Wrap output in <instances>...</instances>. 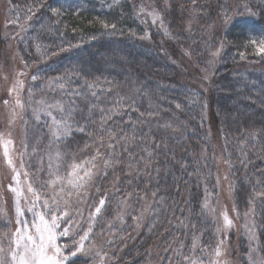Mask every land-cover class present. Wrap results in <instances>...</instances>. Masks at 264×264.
<instances>
[{
    "label": "trees",
    "instance_id": "obj_1",
    "mask_svg": "<svg viewBox=\"0 0 264 264\" xmlns=\"http://www.w3.org/2000/svg\"><path fill=\"white\" fill-rule=\"evenodd\" d=\"M64 1L43 0L44 6L26 20L31 15L28 8L36 0H10L13 16L20 23L30 24V37L20 44L19 54L30 65L40 63L33 69L37 70L39 84L45 85L44 93L54 92L48 81L54 80L58 86L63 83L64 97L78 98L83 109L75 120L87 131L81 133L74 128L71 136L51 143L52 150L59 149L70 160L73 155H82L79 149L91 144L93 136H99V109L90 117L88 113L96 103L93 91L99 95L100 107L111 106L118 96L131 97L138 111L126 109L125 115L113 117L107 126L119 122L131 135L128 125L143 119L146 123L139 127L145 132L151 128L159 144L153 149L148 169H144L143 161L137 164L141 156L146 157L139 138L134 147L130 145L134 160L117 147L122 154L114 159L121 162L108 168L107 175L100 160L84 206L76 209L74 204L66 225L82 223L79 236L91 225L85 249L100 246L104 259L108 257L112 264H146L154 241L146 234L148 225L144 229L140 210L151 207L153 213L164 205L176 215L175 223L183 224L181 229L164 231L169 245L179 240L189 247L192 237L199 236L211 249L216 242L215 228L203 205L206 197H216L221 178L226 194L233 197L227 212L238 238L241 221L237 211L247 212L254 191L264 187V54H257L250 43L252 39H264V0H196L195 4L192 0H170L167 11L163 0ZM141 6L145 13L140 12ZM154 7L163 13L170 35L146 15L147 9ZM51 9H57L58 14ZM223 9H228L227 24ZM100 21L116 28L104 29ZM221 43L224 47L219 63L202 75L203 85L202 81L196 84L193 76L203 72H195L190 66L201 70ZM183 59L187 60V69ZM86 82L96 87L88 89ZM72 91L81 95L72 96ZM141 112L157 115L141 118ZM172 116L186 121L182 131L162 127L163 119ZM43 122L44 126L39 125L45 138L51 122ZM253 131L257 132L255 137L250 135ZM33 148L37 153L45 145L30 147V160L36 164ZM129 163L135 164L141 175L137 176L136 170L129 175ZM101 198H105L104 209L93 219L91 213ZM121 200L126 203L121 204ZM255 207L258 247L264 250V204L257 200ZM81 208V214H77ZM88 256L77 255L69 264H92Z\"/></svg>",
    "mask_w": 264,
    "mask_h": 264
},
{
    "label": "snow or ice",
    "instance_id": "obj_2",
    "mask_svg": "<svg viewBox=\"0 0 264 264\" xmlns=\"http://www.w3.org/2000/svg\"><path fill=\"white\" fill-rule=\"evenodd\" d=\"M195 4L196 0H192ZM43 0H36V3L33 6L28 8V12L31 15L26 17V20H31L32 16L35 15V12L39 8L43 7ZM164 10H170L171 3L170 0H163ZM54 14H58L57 9H51ZM141 13H145V8L141 6ZM147 16L151 17V22L159 24V26L164 29L166 35H170L167 28L165 27L164 15L157 9L153 8L151 11L146 12ZM222 17L225 24L228 23L230 17L228 15V9H223ZM104 29H115V24H109L104 21H100ZM25 25H21V28H24ZM250 43L256 48L257 54H264V39H252ZM224 47L221 43L220 48L212 53L213 57L220 55L221 49ZM241 58H244V54L241 53ZM27 67V65H25ZM19 75H24L23 72H20ZM32 80H36L37 76L33 75ZM207 79V77H205ZM61 90L64 89L63 83H60ZM86 87L88 89H94L96 84L87 83ZM23 88V81L17 80L16 84L8 89V95L11 96L13 93H17V99L15 101L16 105L23 109L24 104L18 98L19 89ZM109 92L111 89L108 90ZM93 97H96V103L92 104L88 108L89 117L92 115L95 109H99L100 112V124H99V136L92 137V143H85L84 148L79 149V152L82 155H73L70 160L66 159V153H62L59 149L55 153L48 152V161L47 164H44V161L41 160V167L38 171L47 170L48 179L42 180L40 182L41 189L51 188V193L47 194L42 203L40 204L41 211H37V202L41 201V191L33 186V182L27 184V193L31 194V207L28 208V212L31 213L32 219H25L24 213L20 206V200L22 197H25L24 189L20 187V171L17 170L16 164L12 153L15 151L14 140L12 139L11 133L9 132L7 136L4 133H0V148L3 149V157L5 163L14 173L12 180L14 183H10L7 188L8 191L14 194V205L16 213V225L17 227L11 233H4L0 237V264H69L73 258L77 257L78 253L85 252L84 241L89 239V233L92 231V226L89 225L87 231L83 235L79 236V240L73 239L72 245L60 244L58 240L61 237H67L70 232L69 227L63 228L61 231H57L61 227V221L65 217L69 216L68 208L71 204V198L75 196L77 202H82L83 198L86 196L88 188L94 186V181L97 177L98 162L103 160V169L104 174L107 175L108 168H114V165L119 164L121 161L118 158L122 152H126L129 155L130 160L135 159V155L132 151L131 146H135L139 138L140 143L143 145L141 151L146 154L141 156L140 160L137 161V164L140 161H143L144 169L151 167L155 147H159V144H156L155 137L152 134L151 128L145 132L142 128L139 127L141 123H146L145 120L140 119L135 122H131L128 125V129L131 132V135L128 134L124 128L120 127V123L113 121L114 126H107L109 121L113 120V117L123 116L126 114V109L128 111L137 110L134 101L131 100V97L118 96L111 106L100 107L99 95L97 92L93 91ZM72 96H79L81 93L78 91H72ZM41 105L39 109H33L34 113L43 112L47 117L50 118L51 125L49 132L51 134L52 140L51 143H56L62 140L63 138L69 137L73 133L75 128L81 133H85L87 130L84 126L80 125L78 121L74 119L73 112L76 109L75 102L69 100L67 107L62 101H55L49 103L47 100L41 99L38 101ZM4 104L8 105L9 101L4 100ZM179 108L180 105H177ZM54 112L58 114H54ZM157 115V113L147 112L140 113V117L144 118L145 116L151 117ZM16 113L13 112V121H9V124L14 122ZM40 116L36 115V120L38 121ZM129 119H131L129 117ZM165 128L171 127L170 124H165ZM175 131V129H174ZM91 136V133H89ZM252 137L257 135V132L253 131L250 133ZM107 136V140H105ZM28 139L27 132H25V139L23 141L24 151L19 155L23 157L28 152ZM117 147L122 149V152H117ZM35 148H33V153H35ZM21 167H24L23 160H21ZM129 170L128 174L130 175L133 170H136L137 176L141 175V172L136 169V165L129 163L127 165ZM158 171V169H157ZM24 175L27 177L29 173L24 172ZM227 177H225L226 179ZM131 183V181H129ZM257 186L260 187V181H257ZM99 192V189H97ZM131 193H127V196H131ZM153 197L156 196V192L152 193ZM163 198L161 197V200ZM260 201L261 204H264V187H261L260 191H254L252 197H250L248 204L249 209L244 213L245 219L250 216H255L256 207L255 202ZM62 202V203H61ZM121 204H125L126 200H121ZM105 198H101L98 204L95 205L94 212L91 213L93 219H96L104 209ZM204 208L209 209L207 201L203 205ZM209 211L215 212V209H209ZM233 211H236L233 208ZM223 218V229L227 230L233 226V219L229 217L227 210L221 213ZM239 212L237 211V217H239ZM245 227L251 231L252 227H255L253 223L251 227L246 223ZM218 232L221 229H217ZM253 238L255 236L252 233ZM3 240L8 241V252H9V261L4 259V247ZM224 241L221 240L213 250L214 259L208 257L200 256H184V260L187 264H227L226 259V249L223 248ZM197 238L193 237L192 250L195 252L198 249ZM201 252L204 249H199ZM255 250H249V261L250 264H264V256L254 255ZM99 255V253H97ZM103 257H101V261Z\"/></svg>",
    "mask_w": 264,
    "mask_h": 264
},
{
    "label": "rangeland",
    "instance_id": "obj_3",
    "mask_svg": "<svg viewBox=\"0 0 264 264\" xmlns=\"http://www.w3.org/2000/svg\"><path fill=\"white\" fill-rule=\"evenodd\" d=\"M67 1L68 0H65L64 2ZM147 10L151 11L152 9L150 8V10ZM21 25H25V27L21 28ZM155 25L158 26L159 24L157 23ZM29 37L30 24L26 22L20 23L18 17L13 16L10 7V0H0V133H4L5 136H7V134L10 132L12 139L14 140L15 151L12 153V155L16 164V168L21 173L19 178L20 187L24 189L25 196L27 197L21 198L20 206L24 213L23 218L31 220L32 215L30 212H28V208L32 206V197L30 193H27V184L31 181L33 182V186L41 191L42 198L40 202H37L36 210H43L41 209L40 204L42 203L43 198L47 194H50L52 190L50 191V188L41 189L40 182L42 180H47L48 175L46 169L44 171H38V169L41 167V160L44 161L45 165L47 164L48 152L55 153V151L52 150L51 146L49 148V142L52 140L50 132L47 133L45 139L43 136L44 131L42 132V130H40L43 127L40 128L39 125L41 124L42 126H44L43 121L45 120L51 122L50 118L47 117L43 112L34 113L33 109H39L41 107V105L38 103V101L41 99L47 100L49 103H53L55 101H62L66 107L70 99L64 97V93L62 92L63 90H61L56 81L51 80L47 83V85L55 87L54 89L51 88L54 92H48L49 90H47V93H44L43 87H45V85L43 83L39 84L37 79H31L33 75L37 76V70L33 68L39 66L40 63L36 62L30 65L24 60L21 54H19L20 44L24 43V41H26V39H28ZM217 49L218 48H216L215 51ZM212 53L208 60L205 62V64L201 66V70H197L196 66H190L195 72H203V74L201 75L193 76L194 79L197 81L196 84H199L202 81L203 85L202 75H205L207 71H210V67L214 66L217 62L219 63L218 59L220 56L213 57ZM186 62L187 60H182V63L186 64L187 69L188 66ZM196 63L198 64L197 60ZM25 65H27V67H25ZM30 66H33L31 67L32 69H30ZM30 70L32 72H30ZM20 72H23L24 75H19ZM189 75H192V73H190ZM17 80L23 81V88L19 89L18 96V98L24 104L23 109L19 108L15 103L17 99V93H13L11 96L8 95V89L14 86ZM204 85L207 86L208 84L206 83ZM55 93L58 95H55ZM47 94L49 97L47 96ZM4 100H8L9 104L5 105ZM71 100L74 101L76 105V109L73 112V116L74 119H77L80 115H82L83 109L80 107L81 103L78 98H71ZM13 112L16 113V116L14 118V122L9 124V121H13ZM37 114L40 116V119L38 121L36 120ZM54 114L58 113L54 112ZM163 121L164 122L162 124V127H164L165 124H170L171 127L168 128L171 129V131H174L175 129V131L180 132L184 127H186V121H181L173 116L163 119ZM47 125L49 126H47V130L45 131L48 132L51 123ZM25 132H27L29 147L27 154L21 157L19 154L24 151L23 141L25 139ZM45 143L47 144V146ZM36 144H40L41 146L45 145V148L42 151L35 153V155L37 156V162L36 164H34L33 160H30V147ZM117 149L119 152L120 149ZM21 160H23L24 167H21ZM25 171L29 173V176L26 177L24 175ZM13 175L14 173L5 163V159L3 157V149L0 148V222L2 223L0 237H2L4 233H11L17 227L15 223L16 213L14 205V194L8 191L7 188L10 183H14L12 180ZM218 183L219 187L218 194L216 195V197H206L204 200V204L207 201L209 209H215V212H212L209 211V209L205 208L208 211L211 219L213 220L215 228L214 233L216 236V242L211 249L206 244L201 243V238L199 236L196 237L197 244L199 247L195 252H193L192 250L193 237L192 242L188 245L189 247H185L184 243L179 240H176L174 243H171L169 245L168 242H166V232L164 231L166 230L168 232V229H171L173 227H175L174 229H181L183 224L175 223L173 219L174 217L176 218V215H174L172 210L169 211L168 209L164 208V205H161L159 207V210H154L153 213L151 207L149 209L146 207H141L140 211L143 212L144 217V221L142 220L144 222V229L148 225V229L145 230L146 234L151 236L150 238L154 241L151 246V251H149L150 254H148V261L146 264H187V262L184 260V256H200L214 259L213 250L221 240L224 241L223 248L226 249V256L224 257V259H226L227 264H250V261L248 259L250 248L255 250L254 255L264 256V250L259 249L260 247H258L259 235L257 231V221L255 218L256 214L254 217L250 216L247 219H245L244 217V213L246 211L243 214H240L238 219L241 221V233L238 238H236L237 235L233 234V228L235 227L234 223L231 228H228L227 230L223 229V218L221 213L229 209V203L233 201V197L230 199V197L226 194L227 188L225 186V183L221 181V178L218 179ZM83 203L84 198L82 202L78 203L77 198L73 196L71 198L70 207L68 208L69 215L74 207V204L76 206V209H78L80 206H84ZM82 208L78 211L77 214H81L80 211H82ZM152 215L154 216V220H151ZM66 222L67 218L65 217L64 220L61 221L60 229H58L57 231H61L63 230V228L68 227L66 225ZM246 223L250 227L254 223L255 227H252L251 231H249L245 227ZM71 225L72 226L69 227V235L67 237H61L58 240V243L68 244L71 246L73 239L77 241L79 240L80 234L78 231L79 226H81L82 223L76 226V222H74L71 223ZM109 227L110 225L107 227V230L109 229ZM218 228L221 229L220 232L217 231ZM80 231L82 233L83 228H80ZM252 233L255 234L254 238ZM92 236L93 234L91 233L90 237ZM234 241L237 242L235 246L233 245ZM3 247L5 250L4 259L6 261H9L7 240H3ZM200 248L204 249V251L201 252L199 250ZM100 249V246H89L84 253H78V255L81 257L90 255L93 260L92 264H102L103 261L106 264H112L108 257L104 259V254L102 252V249ZM106 252L107 251L105 249V256ZM97 253H99V255H97ZM101 257H103L102 261ZM205 264H207V261L205 262Z\"/></svg>",
    "mask_w": 264,
    "mask_h": 264
}]
</instances>
